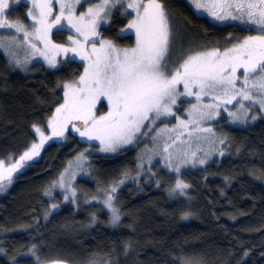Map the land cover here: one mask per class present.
<instances>
[{"label": "snow or ice", "instance_id": "snow-or-ice-1", "mask_svg": "<svg viewBox=\"0 0 264 264\" xmlns=\"http://www.w3.org/2000/svg\"><path fill=\"white\" fill-rule=\"evenodd\" d=\"M17 2L0 0V29L13 32L0 36V49L9 62L28 70L33 57H42L53 68L79 62L83 70L58 84L63 88L62 102L47 117V131L34 124L38 139L18 158L10 157V162L0 158V192L12 183L18 169L39 156L46 141H62L71 129L89 142L98 141L104 153L116 152L122 145L137 144L151 136L152 147L145 146L137 156L134 178L145 172V156L149 166L155 156H160L176 177L168 188L169 196H187L190 184L182 178L181 167L203 165L212 154L208 150L200 153L199 148L192 150L191 142L219 144L221 147L214 151L225 154L229 138L216 133L209 121L219 117L221 111L233 123L247 124L257 116L264 117V0H188L196 12L206 13L213 21L233 20L255 28V35L240 39L229 34L234 42L224 48L185 39L182 25L164 0H96L86 7V0H26L29 23L9 17ZM81 7L84 10L78 11ZM113 10L127 18V23L116 29V35L122 39L134 35L130 46L121 45L100 31L102 26H112ZM54 32L69 33L66 42L54 40ZM181 97L195 101L184 109L187 119L176 112ZM254 108L260 111L251 114ZM169 117L176 120L171 127H154ZM178 141L188 146L176 147ZM88 151L79 152L44 188V195L54 201L44 212L45 219L59 208V202H55L57 190L63 201L80 207L74 181L77 173L87 171ZM146 175H153L151 167ZM128 177L125 171L120 180L99 188L97 195L79 194L85 195L86 200L100 201L101 207L108 210V222L119 225L123 210L116 192ZM155 183L159 185L160 180ZM183 215L191 213L186 211ZM96 220V213L92 212L90 223ZM124 247L127 251L131 244ZM0 252L6 249L0 248ZM26 252L34 258V264H66L63 260H42L35 244L29 245ZM25 255L18 252L9 260L11 264H22L18 257ZM89 264L99 261L91 260ZM104 264H111L110 259Z\"/></svg>", "mask_w": 264, "mask_h": 264}, {"label": "trees", "instance_id": "trees-1", "mask_svg": "<svg viewBox=\"0 0 264 264\" xmlns=\"http://www.w3.org/2000/svg\"><path fill=\"white\" fill-rule=\"evenodd\" d=\"M180 22L185 39L224 48L233 38H243L255 29L240 23H216L199 15L187 0H164ZM28 4L12 6L10 18L25 23ZM130 18V17H128ZM127 23L116 11L111 27L102 26L104 36L121 45L134 43V35L120 38L116 29ZM67 32H54L53 39L65 42ZM78 60V58H77ZM83 70L72 62L49 69L34 62L21 70L0 52V158L10 162L18 158L38 139L33 125H46L57 103L62 102L63 88L58 84L71 80ZM106 109V107L101 106ZM229 147L226 156L204 168L185 170L182 178L189 182L187 196H169L168 188L175 175L161 170L160 184L129 179L137 172L138 151L135 146L113 154H98L97 145L81 141L69 131L62 141L49 142L41 156L28 163L13 178L9 191L0 196V264H11L10 256L18 252L22 264H34L26 252L37 245L42 260H63L71 264H264V119L253 125H224ZM89 176L79 177V193L90 197L128 172L129 177L117 188L116 196L123 210L122 222L112 225L109 213L100 201L86 200L78 193L75 207L71 201L58 211L44 212L51 201L44 188L54 180L79 152L87 149ZM229 177V180H225ZM59 199L60 192H55ZM191 215L185 217L184 212ZM97 220L90 223L91 213ZM131 248L125 250V244Z\"/></svg>", "mask_w": 264, "mask_h": 264}, {"label": "rangeland", "instance_id": "rangeland-1", "mask_svg": "<svg viewBox=\"0 0 264 264\" xmlns=\"http://www.w3.org/2000/svg\"><path fill=\"white\" fill-rule=\"evenodd\" d=\"M95 2H96V0H86V3H84V0H82V3H84V7L87 6V3H95ZM21 3L28 4V3L26 2V0H18V2L15 3L13 6H18V5H20ZM192 7H193V6H192ZM193 9H194V8H193ZM83 10H84L83 7L78 8V11H83ZM194 10H195V9H194ZM113 11H114V13L116 12V10H113ZM195 11H196V10H195ZM196 13H198V14H200V15H206V16H208L206 13H201V12H196ZM208 17L212 20V18H211L210 16H208ZM214 22H216V23H220V24H223V23H225V22H227V21H222V22H221V21H214ZM237 22H239V21H237ZM110 23H111V22H110ZM251 28L255 29L254 27H251ZM255 34H256V32L253 33V34H250V35H255ZM10 35H13V32H11V31H6V30H3V29H0V36H10ZM134 37H135V36H134ZM54 40H55V39H54ZM57 42H60V41H57ZM65 42H66V41H65ZM60 43H63V42H60ZM0 52L3 53L6 57H8V56L5 54V52H4L3 49H0ZM20 55L23 56V55H24V52L21 51V52H20ZM8 58H9V57H8ZM78 59H79V58H78ZM34 62H41L42 64H44V65H45L47 68H49V69H56V68L60 67V66L63 64V63L58 64L56 67L53 68V67H50L46 62H43V58H42V57H33L32 61H31V62L29 63V65H28V68H29ZM17 67H18V66H17ZM18 68H20L21 70L25 71V70H24L23 68H21V67H18ZM194 102H195V101H194L192 98H183V97H181V98L179 99V101H178L179 107H177L176 112L179 113V115L184 116L185 119H187L188 117L185 115V113H184V109H185L186 107H188L191 103H194ZM232 103L235 104V101H233ZM102 110L106 111L107 108H106V109L103 108ZM258 111H260L258 108H254L253 113H251V114H255V112H258ZM251 114H250V115H251ZM261 119H264V117L257 116V119H256L255 121H252V120L250 119V120H249V123H247V124H242V123H238V122H237V123H233L232 121L229 120V118H228L226 112H225V111H221L220 116L214 118V119L211 120V121H209V123H211L212 127L216 130V133L221 134V135H226V134H225L224 125H235V126H239V127H246V126H249V125H253L254 123L258 122V121L261 120ZM175 123H176V120H175L174 118H172V117H169V118H167V119H161V120H160V121H159L154 127L159 128V127H161L162 125H165V124L168 125L169 127H171V125H173V124H175ZM42 128H44V130L47 131L46 125H45L44 127H42ZM69 131L74 132V131L71 130V129H70ZM74 133H75V132H74ZM67 134H68V133H66V135H67ZM75 134L78 135V137H79V139H80L81 141L87 142L88 144H96L97 146L93 149V150L95 151V153H98V154H106V155L117 154V153L123 151L124 149H126V148H128V147H132V146H135V147L137 148V151H138V154H139V153H141V152L145 149V146H147L148 148H151L152 145H153V143H154L153 140H152V138H151V136H149V137H147V138H143V139H142L139 143H137V144L122 145V146H121L116 152L104 153V152H102V151L100 150V145H99V142H98V141H96V140H92V141L89 142V141L87 140V138H85V137H80L78 133H75ZM56 140H59V139L54 138L53 140L46 141L45 144H44V147L40 150L39 156H37V157H33L31 161L27 162V163H26L21 169H18V170H17V173H14V174H13V178H14L19 172L23 171L28 163H30V162H32V161L38 159V158L41 156V153H42L43 149L45 148V146H46L49 142H51V141H56ZM179 146L187 147L188 145H186V144H183V145H182V142L178 141L176 147H179ZM220 147H221V146H220L219 144L210 145V144H208V143H206V142H205V143H199V144H197V142L192 141V142H191V148H192V150H196L197 148H199V152H200V153H203L205 150H208V151L212 152V154L208 157L206 163L203 164V165H201V164H195V165H191V164H189V165H183V166L181 167V173H182L183 171H185V170H195V169H198V168H204L205 166H207L208 164L212 163V162L215 161V160H217V162L219 163V162H220V161L226 156V154L228 153L229 142H227L226 145L224 146V147H225V154H224V155H220L218 151H214V149H218V148H220ZM87 149L90 150V149H91V145H90V146L88 145ZM86 154L88 155V157H89V161H90L92 157L90 156L89 152H87ZM76 156H77V155H76ZM76 156H75V157H76ZM75 157H74V158H75ZM72 160H73V159H72ZM6 162H7V161H6ZM85 167L87 168V171L77 173L76 180L74 181V186H75V187H76V184H75V183H76V181H77V179H78L79 177H86V178H87V177L89 176V162H86ZM149 167H151V171H152V173H153L152 176L146 175V171L149 169ZM144 168H145V172H141V174H140V176H139L138 179H136V178H132V179H129V180L136 181V182H138V183L141 182V181H143L144 183H148L149 181H152V180L155 182L156 179H159L160 176H162L161 170H165L167 173H169V174H173V173H172L170 170H168V169L166 168V166L162 163V157H160V156H155V157L153 158V161H152L151 166H149V164L147 163V156H145ZM137 170H138V169H137ZM129 180L125 179V180H124V183H125V182H128ZM12 184H13V179H12V183H11L10 185H8L7 189H6L5 191L0 192V196L5 195V194L9 191L10 187L12 186ZM122 184H123V183H122ZM120 185H121V184H120ZM155 185H157V184L155 183ZM76 188H77V187H76ZM57 191H59V190H57ZM57 191H56V192H57ZM59 196H60L59 199H56V201H55V202H59V208L53 210V212L58 211V210L61 208L62 205H64V204H66V203L69 202V201H63V197H62V194H61V193L59 194ZM55 198H56V194H55ZM48 199H49V198H48ZM49 200L51 201V203L54 202V201L51 200V199H49ZM106 210H107V209H106ZM107 211H108V210H107ZM115 226H116V225H115Z\"/></svg>", "mask_w": 264, "mask_h": 264}, {"label": "bare ground", "instance_id": "bare-ground-1", "mask_svg": "<svg viewBox=\"0 0 264 264\" xmlns=\"http://www.w3.org/2000/svg\"><path fill=\"white\" fill-rule=\"evenodd\" d=\"M66 262V261H65ZM66 263H68V262H66ZM68 264H71V263H68Z\"/></svg>", "mask_w": 264, "mask_h": 264}, {"label": "water", "instance_id": "water-1", "mask_svg": "<svg viewBox=\"0 0 264 264\" xmlns=\"http://www.w3.org/2000/svg\"><path fill=\"white\" fill-rule=\"evenodd\" d=\"M66 264H68V263H66Z\"/></svg>", "mask_w": 264, "mask_h": 264}]
</instances>
